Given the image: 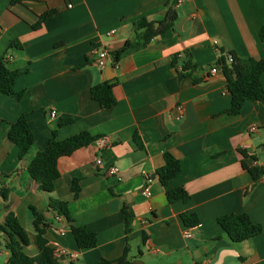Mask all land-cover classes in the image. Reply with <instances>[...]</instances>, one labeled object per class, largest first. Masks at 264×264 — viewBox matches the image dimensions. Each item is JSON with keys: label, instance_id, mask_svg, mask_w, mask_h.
Returning <instances> with one entry per match:
<instances>
[{"label": "crops", "instance_id": "0c3cea01", "mask_svg": "<svg viewBox=\"0 0 264 264\" xmlns=\"http://www.w3.org/2000/svg\"><path fill=\"white\" fill-rule=\"evenodd\" d=\"M177 1L0 0V58L20 71L14 90L24 93L20 100L0 94V189L7 195L0 193V225L14 213L29 236L28 255L38 254L34 207L50 223L48 245L66 252L60 264L116 261L126 247L131 264H264V175L255 180L245 167L264 169V99L227 113L231 94L218 67L228 54L264 60V0ZM170 10L177 13L172 27L139 44V21L160 28ZM101 50L110 53L103 68L96 64ZM187 62L196 68L185 69ZM103 82L113 84V107L91 97V88ZM261 83L264 89V73ZM22 115L35 142L19 158L8 130ZM65 118L73 122L59 127ZM252 126L258 129L251 132ZM54 130L58 140L88 131L107 143L99 146L98 139L61 157L49 195L28 166ZM165 153L181 164L167 185L157 173ZM111 166L121 180L108 173ZM180 187L188 199L169 201L167 191ZM50 197L68 202L70 223L56 220ZM183 214H196L199 224L186 226ZM240 214L262 231L234 242L217 219ZM72 225L93 233L97 245L79 248ZM5 241L0 233V264L10 257Z\"/></svg>", "mask_w": 264, "mask_h": 264}, {"label": "trees", "instance_id": "16d2710c", "mask_svg": "<svg viewBox=\"0 0 264 264\" xmlns=\"http://www.w3.org/2000/svg\"><path fill=\"white\" fill-rule=\"evenodd\" d=\"M17 0H13L16 2ZM54 14L50 11L41 16V20L34 25L38 28L42 21L49 19ZM177 17L175 11H168L162 27L155 29L152 23L142 19L137 24V29L142 30L139 38L141 45L147 44L153 37L170 29ZM259 37L264 41V24L259 29ZM130 42L125 45L129 47ZM124 50V49H123ZM114 55V53H112ZM230 59L232 61L230 62ZM218 67L221 68L227 80V88L231 94V106L227 113L238 114L243 104L248 101H258L264 99V89L261 83V75L264 73V60L254 58H239L234 54H228L221 57L218 61ZM184 68L196 67L190 62ZM20 71L11 70L7 66L6 57L0 58V94L15 96L18 100L23 97V92L14 90V82ZM91 97L97 101L102 108H110L116 104L113 95V84L103 82L91 88ZM72 118L60 120L59 127L71 124ZM8 138L19 149V158L25 157L29 149L35 142V137L26 115H22L15 122L10 124ZM100 137L92 135L88 131H82L76 135L70 136L64 140L57 139V130H54L49 139L47 147L43 151L37 152L28 166L31 177L39 184V189L47 194H52L55 190V181L60 177L58 161L61 157L70 156L76 150L95 143ZM246 156V152H243ZM164 165L158 169L160 182L167 185L170 179L181 172V164L170 153L164 154ZM245 167L249 170L255 180L264 175V169L258 167ZM72 190L75 197L79 195V185L77 180L72 182ZM0 193L7 200L6 191L0 189ZM188 194L183 188H175L167 191V198L173 202L176 200H187ZM50 208L58 215L63 216L67 223L71 221V215L68 210V202L50 197ZM33 215V229L36 233L38 254L30 256L25 252V248L30 244L29 236L25 228L21 225L13 212H9L5 222L0 225V233L6 236L5 247L9 251L10 257L8 264H60L59 257L55 256L54 250L48 245L45 237L50 223L44 215L31 207ZM182 220L186 226H196L199 224V218L196 214H183ZM225 233L234 242H241L259 234L262 229L250 220L247 214L224 215L217 219ZM131 230V220L125 210V233ZM76 243L81 249L93 248L97 245V239L93 233H89L83 227L71 226ZM145 239H143L144 241ZM96 264H131L128 247L125 248L123 255L116 261L100 259Z\"/></svg>", "mask_w": 264, "mask_h": 264}, {"label": "built area", "instance_id": "2783aa9c", "mask_svg": "<svg viewBox=\"0 0 264 264\" xmlns=\"http://www.w3.org/2000/svg\"><path fill=\"white\" fill-rule=\"evenodd\" d=\"M184 1H185V0H178V1H177V5H178V6L182 5V4L184 3ZM109 34H110V35L114 34V31L110 32ZM109 58H110V53H109V51H108V50H101V51H99L98 54H97V57H96V64H97L100 68H103V67L106 66V64H107V60H108ZM231 61H232V59H230V62H231ZM218 72H219V68H217V67H215V68H213V69L211 70V74H212V75H215V74H217ZM55 115H56V114H55V111H52L51 114H50V116L53 117V118L55 117ZM257 129H258L257 126H252V127L250 128V131H251V132H255ZM97 143H98L99 146H104V145L107 143V141H106V139L102 138V139H99V140L97 141ZM102 164H103L102 160H101V159H98V160H97V165H102ZM108 173H109L110 175L115 176L118 180H121V178H120V172H119V169H118L117 167H115V166H111V167H109V169H108ZM148 182H150V180H149ZM143 193H144L145 195H148V188H146V189L143 191ZM56 220L62 221L63 218H62V216H56ZM64 233H65V230H64V229H60V234L64 235ZM185 237H186V238H190V237H191V234H190V233H187V234L185 235ZM54 254H55V256H57V257H61V256H64V255L66 254V252H65L64 250H62V249H58V250H54ZM203 264H207V263H203Z\"/></svg>", "mask_w": 264, "mask_h": 264}]
</instances>
